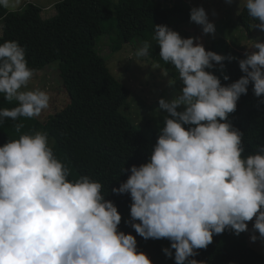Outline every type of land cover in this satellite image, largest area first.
Segmentation results:
<instances>
[{"label": "clouds", "instance_id": "1", "mask_svg": "<svg viewBox=\"0 0 264 264\" xmlns=\"http://www.w3.org/2000/svg\"><path fill=\"white\" fill-rule=\"evenodd\" d=\"M20 3L0 0V7ZM241 6L259 21L252 28L264 33V0H242ZM190 20L203 35L215 34L202 6L191 9ZM152 39L182 88L171 100L159 99L167 115L148 162L124 168L131 175L111 190L130 194L126 223L145 240H169L170 248L162 251L175 264H202L194 257L214 236L225 231L239 236L249 232L250 222L251 241H264V146L245 155L244 133L229 120L249 85L264 98V42L249 40L246 47L258 51L245 52L239 60L244 75L223 85L209 70L217 65L223 70L235 57L206 50L200 38H182L167 25H155ZM150 47L145 41L135 56L147 58ZM26 56L18 41L0 43V95L17 102L0 108V125L40 117L50 106L47 91L29 87L36 70ZM162 74L169 76L164 69ZM176 83L174 78L169 86ZM23 128L15 124L17 133ZM71 176L47 132L23 133L0 146V264H153L138 250L136 236L120 230L122 215L106 199L104 185L89 175Z\"/></svg>", "mask_w": 264, "mask_h": 264}, {"label": "trees", "instance_id": "2", "mask_svg": "<svg viewBox=\"0 0 264 264\" xmlns=\"http://www.w3.org/2000/svg\"><path fill=\"white\" fill-rule=\"evenodd\" d=\"M54 9L55 16L44 19L42 8L32 3L19 11L0 7L3 24L0 43L18 41L26 48L29 67L36 72L59 61V76L69 96L65 108L51 115L46 122L37 117L21 118L20 121L6 119L0 125V146L23 133L47 132L56 156L72 170L70 179L89 175L104 185L106 199L114 202L122 215L120 230L136 236L138 250L147 254L153 264H175L174 257L169 258L162 251L170 248L169 240H145L126 223L130 220V194L117 195L111 191L131 175L130 171L123 172L124 168L148 162L155 143L131 117L115 108L90 79L105 63L98 51L103 39L109 37L112 51H119L125 45L150 42L155 25L171 27L180 23L190 15L192 8L185 0H61ZM238 20L249 34L252 25L259 23L245 8ZM111 35H115V39H110ZM93 41L96 45L91 49ZM209 51L236 58L225 61L223 70L219 65L210 70L223 85L236 82L244 75L239 60L246 57L228 41H213ZM224 75L230 79L223 80ZM262 100L264 98L254 95L253 85H249L247 95L241 96L236 112L229 116L232 124L244 133L245 155L264 146ZM15 106L16 101L8 102L0 95V108ZM20 122L24 128L17 133L15 124ZM228 232L214 236L213 243L207 249L198 250L199 254L194 258L202 264H264V255L249 246L246 238H243V245H236L226 234Z\"/></svg>", "mask_w": 264, "mask_h": 264}, {"label": "rangeland", "instance_id": "3", "mask_svg": "<svg viewBox=\"0 0 264 264\" xmlns=\"http://www.w3.org/2000/svg\"><path fill=\"white\" fill-rule=\"evenodd\" d=\"M61 0H21L20 5L13 11H18L23 5L28 3L40 6L46 12H42V17L47 19L54 17L55 9L47 7L54 5ZM191 8L203 7L209 16V21L215 24L216 32L214 35H203L200 26L191 22L190 15L180 23H175L170 28L177 31L182 38H200L206 50H209L213 41L225 39L241 54L245 52L258 51L248 49L249 40L261 39L264 42V33L258 29L252 28L249 34L239 23L238 15L243 11L242 0H233L228 4L226 0H185ZM213 12L216 15H213ZM56 13V12H55ZM54 15V16H53ZM3 24L0 22V36L2 35ZM109 38V37H108ZM102 40L101 48H98L100 54L105 58L104 65L90 79L92 85L101 92L108 101L122 113L131 117L132 120L148 133L156 143L160 127L163 125V118L167 113L159 109V99L165 98L171 100L174 95L182 88L179 76L176 70L168 64H165L159 57V46L153 39L149 42V56L147 58H137L135 51L143 45L139 42L131 45H125L119 51H112L109 48V40ZM115 39L111 35L110 39ZM98 44V46H99ZM96 41L91 43L90 48L95 47ZM160 65V69H155V64ZM60 62L56 61L48 65L44 70L36 72L35 77L30 82V88H39L45 90L50 95V106L40 117L41 122H46L51 115H55L65 108L69 103V96L63 88L59 76ZM162 69L167 70L168 77L163 76ZM210 71V70H209ZM176 78L177 83L169 86V81ZM252 223H249V232L241 233L239 236L233 232L226 233L231 236L233 244L243 245V238H246L247 244L256 251L264 255V241L257 240L253 243L250 239ZM258 235V233H257ZM237 238L240 240L237 242ZM229 246V242L227 246Z\"/></svg>", "mask_w": 264, "mask_h": 264}, {"label": "crops", "instance_id": "4", "mask_svg": "<svg viewBox=\"0 0 264 264\" xmlns=\"http://www.w3.org/2000/svg\"><path fill=\"white\" fill-rule=\"evenodd\" d=\"M28 1H29V0H28ZM31 3H32V2H31ZM26 4H27V2H26ZM26 4L23 5L22 8H21L20 10H22V9L26 6ZM55 5H56V4L51 5V6L47 7V8H48V9H49L50 7L54 8ZM41 8H42V7H41ZM44 9H46V8H44ZM44 9L42 8V12H46ZM9 10H10V9H9ZM11 11H13V10H11ZM18 11H19V10H18ZM54 15H55V11H54ZM54 15H53V16H54ZM43 18H44V19H47V17L45 16V14H44ZM0 22H1V21H0ZM2 31H3V30H2Z\"/></svg>", "mask_w": 264, "mask_h": 264}]
</instances>
